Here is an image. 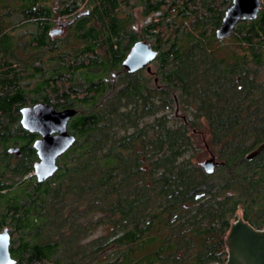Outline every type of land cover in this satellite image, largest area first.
I'll return each mask as SVG.
<instances>
[{
  "label": "trees",
  "instance_id": "16d2710c",
  "mask_svg": "<svg viewBox=\"0 0 264 264\" xmlns=\"http://www.w3.org/2000/svg\"><path fill=\"white\" fill-rule=\"evenodd\" d=\"M231 2L0 0V231L15 264H226L238 217L264 227V150L246 157L264 141V0L219 39ZM65 17L74 32L55 37ZM137 40L158 53L130 72ZM39 101L76 109L44 181L39 133L21 124Z\"/></svg>",
  "mask_w": 264,
  "mask_h": 264
},
{
  "label": "water",
  "instance_id": "95a60500",
  "mask_svg": "<svg viewBox=\"0 0 264 264\" xmlns=\"http://www.w3.org/2000/svg\"><path fill=\"white\" fill-rule=\"evenodd\" d=\"M260 8L261 0H232L216 30L217 37L223 39L230 36L240 20L256 18ZM157 53L150 42L137 40L123 60V66L130 72L142 67L150 70L149 62ZM75 114L74 108L58 110L45 101L21 109L22 126L41 135L34 141L38 154V160L34 162V174L38 181H44L56 172L58 158L76 141V136L68 130V123ZM263 150L264 141L246 157L251 159ZM202 164L208 172H212L217 162L208 158ZM11 238L8 227L0 231V264L16 263L10 252ZM226 243V264H264V227L256 228L243 217H238L231 224Z\"/></svg>",
  "mask_w": 264,
  "mask_h": 264
},
{
  "label": "rangeland",
  "instance_id": "374dc122",
  "mask_svg": "<svg viewBox=\"0 0 264 264\" xmlns=\"http://www.w3.org/2000/svg\"><path fill=\"white\" fill-rule=\"evenodd\" d=\"M86 9H87V7L83 6L80 9V12H86L87 11ZM135 15L137 18L135 29L137 31H139L141 28V25L144 24L146 22V20L149 19V17L144 16L141 13V9H139V8H136ZM70 21H71V19H68L67 17L61 18L59 21H57L55 28L58 31L56 33H54V36L64 39V37H66V35L68 34V31H70V34H71V31L74 32V27L72 26L73 23L70 24ZM70 34L68 37L71 36ZM68 41H70V40H68ZM21 54L25 55V52L21 51ZM151 66H153V64H151ZM208 158H211V156L209 155V153H205L201 156L200 160L205 161ZM240 217H242V216H240Z\"/></svg>",
  "mask_w": 264,
  "mask_h": 264
},
{
  "label": "flooded vegetation",
  "instance_id": "af4514ba",
  "mask_svg": "<svg viewBox=\"0 0 264 264\" xmlns=\"http://www.w3.org/2000/svg\"><path fill=\"white\" fill-rule=\"evenodd\" d=\"M131 47H132V46H131ZM130 49H131V48H130ZM130 49L128 50L127 54L129 53ZM126 56H127V55H126ZM124 59H125V58H124ZM151 61H152V60H151ZM151 61L149 62V65H150V66H151V64H152ZM145 68H146V67H145ZM58 110H59V109H58ZM40 136H41V135L39 134V136H38L37 138H39ZM37 138H36V139H37ZM11 150H12V151H16V152H18V151H19V147H13V148H11ZM36 152H37V150H36ZM37 155H38V154H37ZM36 160H38V158H37ZM36 160H35V161H36Z\"/></svg>",
  "mask_w": 264,
  "mask_h": 264
}]
</instances>
